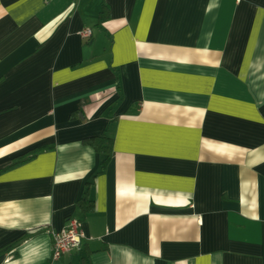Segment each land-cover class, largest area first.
<instances>
[{"label": "crops", "instance_id": "0c3cea01", "mask_svg": "<svg viewBox=\"0 0 264 264\" xmlns=\"http://www.w3.org/2000/svg\"><path fill=\"white\" fill-rule=\"evenodd\" d=\"M0 264H264V0H0Z\"/></svg>", "mask_w": 264, "mask_h": 264}, {"label": "built area", "instance_id": "2783aa9c", "mask_svg": "<svg viewBox=\"0 0 264 264\" xmlns=\"http://www.w3.org/2000/svg\"><path fill=\"white\" fill-rule=\"evenodd\" d=\"M85 37L92 36V30L86 29L83 31ZM44 230L50 228V225L42 227ZM53 247L51 258L53 261H60L64 255L73 249L79 248L84 238L83 230L80 226V222L76 218H70L68 225L62 232H53ZM11 256L15 255V251H12Z\"/></svg>", "mask_w": 264, "mask_h": 264}, {"label": "trees", "instance_id": "16d2710c", "mask_svg": "<svg viewBox=\"0 0 264 264\" xmlns=\"http://www.w3.org/2000/svg\"><path fill=\"white\" fill-rule=\"evenodd\" d=\"M100 13L101 14L99 20L100 22H102L103 19L106 17L107 13L104 11V9ZM86 141L91 144V146H93L95 150L102 156L100 167L97 170V174L103 173L107 169V166L109 165L113 155L114 138L108 135V133H104L97 137L88 138L86 139ZM40 150L41 149L35 148L28 153L32 154V156L30 157H34ZM39 230L41 231L44 229L40 228Z\"/></svg>", "mask_w": 264, "mask_h": 264}]
</instances>
